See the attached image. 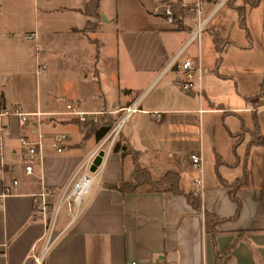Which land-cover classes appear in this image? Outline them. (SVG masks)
Instances as JSON below:
<instances>
[{"label": "crops", "instance_id": "0c3cea01", "mask_svg": "<svg viewBox=\"0 0 264 264\" xmlns=\"http://www.w3.org/2000/svg\"><path fill=\"white\" fill-rule=\"evenodd\" d=\"M85 1L20 0L19 11L12 15L0 2V106L39 112L32 113L24 125L16 115L7 118L0 156V264H33L34 255H41L42 264H128L132 260L216 264L215 250L225 249V264H264V171L256 177L250 170L252 148L264 146V108L247 107L264 98V65L257 78L253 70L254 63L264 62V0H234L232 5L202 0L205 12L215 9L214 13L199 39L190 41L168 67L194 27V10L175 4L176 19L169 22L152 11L163 0H99L100 15L93 19L92 29H86ZM186 1L192 5L195 0ZM239 7L244 8V25ZM34 31L37 50L34 41L24 36ZM214 52L219 53L220 64L226 54L231 57L233 69L216 71ZM184 55L203 67L201 95L178 86L183 73L178 61ZM36 58L45 64L38 72ZM243 64L250 67L251 89L238 79ZM167 71L171 74L155 87ZM227 73L233 75L236 91L216 98L212 87L224 86ZM70 102L80 110L97 111L98 119L80 121L66 112L65 104ZM132 102L137 109L124 118L99 184L83 195V205L73 219L74 205L70 210L66 204L58 207L66 206L64 215L48 236L52 222L48 227L47 221L62 188L77 175L78 165L105 137L122 108ZM239 110L255 114L257 124L250 128L242 118L245 127L238 128L228 115L223 117ZM208 112H221L223 117L220 128L211 134V150L202 142L192 146L191 120L194 116L202 126ZM109 120L113 122L98 138ZM55 132L65 136L59 150L52 145ZM20 136L40 141L39 147L34 144V155L27 153L30 144L23 145ZM243 137L248 139L241 156L237 145ZM194 152L202 156L200 194H194L195 173L190 168ZM25 164L31 165L30 172ZM134 164L147 169L151 177L166 169L178 171L183 192L137 182ZM237 179L240 210L233 216L236 203L229 189ZM119 180L129 181L133 189L122 192L110 185ZM42 190L47 193L46 219L34 213ZM190 193L200 198L199 207L187 200ZM204 211L221 218L212 236L204 224Z\"/></svg>", "mask_w": 264, "mask_h": 264}, {"label": "built area", "instance_id": "2783aa9c", "mask_svg": "<svg viewBox=\"0 0 264 264\" xmlns=\"http://www.w3.org/2000/svg\"><path fill=\"white\" fill-rule=\"evenodd\" d=\"M176 4L186 8L187 10H194L195 17H194V27L191 30V33L189 37L186 39V42L183 44V46L175 53V57L167 64L166 67L172 65L178 58L180 53L183 51L184 47L193 39L198 40L203 29L205 26V23L207 20L211 17V15L214 13V10H210L208 12H205L202 6V0H195L192 5H190L186 0H172ZM155 13H161L165 16L166 20L169 22H173V10L171 7L170 2L161 1L157 5H155L152 9ZM24 36L26 38L32 39L34 41L35 49H38L37 45V35L36 32H28L25 33ZM36 61V72L41 71L45 68V64L42 63V61L35 59ZM178 65L183 71L181 77L178 79L177 83L178 86L184 90V91H192L194 90L195 93L198 95H201V79L203 74V67L201 66L200 61H194L192 56L184 55L179 61ZM262 100L257 102L256 104L249 106L251 110L255 108H264V98H261ZM65 106L67 107L68 113H73L77 115L78 119L80 121H85L86 119L91 120H97L98 119V112L92 111V110H80L76 108L75 105H73L71 102L66 103ZM137 109V105L132 102L129 105H126L122 108L123 112L121 115L116 118L115 123L110 127V129L105 134V137L101 139V141L98 142V144L91 150V152L87 155L85 159L78 165V171L77 175L72 177L70 180L67 181V183L62 188L59 199L57 201V205L54 208V216L56 214V211L58 207L61 204H66L67 208L70 210L71 207L74 205L75 209L73 211L72 218L75 217L79 210L81 209L83 205V195L88 193V191L92 190L97 184H99V180L102 174V170L104 168L103 164L104 161L111 151V147L113 142L115 141L117 137V133L124 121V118L131 114L133 110ZM33 112L30 111H22L19 107H2L0 106V156L3 154V148H4V135L8 131L9 123L7 122V118L9 115H16L17 122H19L20 125H24L28 121V117ZM154 115H158V111H153ZM33 114H39V112H34ZM20 141L23 145L30 144L26 148V151L29 155H34L36 152V148L34 146L37 145L40 146V141L33 142L26 138V136H20ZM65 138L64 134L61 132H55L52 135V145L56 147L57 150L61 148V141ZM33 143V144H32ZM32 144V145H31ZM102 152L100 155V160L97 164H95L94 168L91 169V163H92V157L99 152ZM95 155V156H96ZM190 163H191V170L195 173V176L193 179L194 184V194L198 193L200 194L204 187V179L202 178L203 174V163H202V156L198 152H194L190 155ZM25 171L30 172L31 171V165L25 164L24 166ZM12 182L15 183L16 180L13 178ZM6 191H8V188H6ZM46 191L42 190L38 193V200H36L34 205V213L43 218L46 219L45 212L48 209L47 199L45 198ZM54 219V217H53ZM52 219V220H53ZM48 231V236L51 234V226ZM33 264H42L41 255H34L33 256ZM128 264H138L136 261H130ZM157 264H176L175 261H169V262H158Z\"/></svg>", "mask_w": 264, "mask_h": 264}, {"label": "rangeland", "instance_id": "374dc122", "mask_svg": "<svg viewBox=\"0 0 264 264\" xmlns=\"http://www.w3.org/2000/svg\"><path fill=\"white\" fill-rule=\"evenodd\" d=\"M0 2L3 4V7L7 10V15H12V11H19V5H18V2H20V0H0ZM3 8V10H4ZM223 19H224V16H223ZM225 21V20H224ZM227 33V29H226V32L225 34ZM223 35V33L221 34ZM231 36H234L233 34V31L230 32ZM256 45V44H255ZM253 46L254 47V50H256L257 48L260 47V45L258 44L257 46ZM213 54V53H212ZM215 57L213 58V61L216 60V66L214 67V69L218 70L219 72H222V71H231L233 69V63H234V60L231 58V57H228V55L226 54L220 64V55L218 52H214ZM260 56V55H259ZM261 57V56H260ZM255 58H257V56H255ZM263 65H264V62L262 61V64H259V63H254V66H253V70H254V77L258 76V73L259 71L262 70L263 68ZM210 67V66H209ZM211 69V67H210ZM239 71H240V74H238V79L241 82H243V85H247V88L248 89H251L253 87V81H251V72H247V69H250V67H246L244 64H243V67H238ZM259 69V70H258ZM216 70V71H217ZM210 71V70H208ZM168 73L166 75H164L161 80L155 85V87H157L158 85L161 84V82L163 80L166 79L167 75L171 74L170 71H167ZM228 74V78L225 82H227L226 84H224V86L222 85H213V91H212V94L214 95V97L216 98H221L223 99V97H228L229 93L231 92V90H235V85H234V77L233 75H230L229 73ZM256 80H254V84L256 83ZM154 84V83H153ZM241 85V84H240ZM226 90V93L224 92V89ZM236 91V90H235ZM254 97H257V96H254ZM251 106L250 104L247 106L249 107ZM253 110V109H252ZM260 111V110H257V112ZM262 114H264V112H261ZM240 114V115H239ZM259 114V112H258ZM204 117L205 118H208V121L206 122L204 120L202 126H200V124H198V120L197 118H195L193 116L191 122H192V132H193V136H192V146H196L199 144V142H202L203 143V146L205 147V149L207 150H211V148L209 147V142H210V137H211V134L213 132V129H215V132L220 128L219 126V120L222 119L224 116L226 117V115H228V119L230 121V123L233 125V126H236L238 128H243L245 127V124H244V120L242 118H245V121H246V124L248 125V127L250 128H253L254 127V122H256L257 124V118H256V115L255 114H251L249 111H242V110H239V111H235L233 113L229 112L225 115H223L222 117V113L221 112H208L207 114L204 113ZM244 116V117H243ZM214 133V132H213ZM250 136V135H249ZM248 136V137H249ZM248 138H244L240 141V143L237 145V151H238V154L239 155H243L244 152H245V149H246V141H247ZM264 149V146L262 145H255L254 148H252V151L250 153V170H251V174L256 176V177H259L260 175L263 174V171H264V153H262V150ZM211 152V151H210ZM255 161V163H254ZM153 178H157V177H153ZM146 187H152L151 184H146L145 185ZM66 209V206L65 205H62L58 211L56 212V215H55V218L52 220V213H53V210L52 212L50 213L51 216H50V219L47 221V226L49 227L50 223H51V228L54 226V229L57 228L58 226V223H59V220L61 219L62 215H64L63 211ZM56 221V223H55ZM49 230V229H48Z\"/></svg>", "mask_w": 264, "mask_h": 264}, {"label": "trees", "instance_id": "16d2710c", "mask_svg": "<svg viewBox=\"0 0 264 264\" xmlns=\"http://www.w3.org/2000/svg\"><path fill=\"white\" fill-rule=\"evenodd\" d=\"M98 1L99 0H86L84 3L83 10L88 15V20L86 21V24L84 26V28L86 29H92L93 24H94L93 19H97V17H99L100 15V13H98L97 11ZM245 1H247L248 3H256L258 0H245ZM165 2H170V1L166 0ZM225 2L227 4L232 5L234 0H225ZM170 3H171L172 10H173V20H175L176 15L174 13L173 8L176 3L175 2H170ZM238 11H239L240 23L244 25L243 23L244 8L239 7ZM112 122H113L112 120H109L108 125H104L101 128V132L98 138L101 137V134L105 132V130L108 128V126ZM250 142H253V140H251ZM116 148H117V145L114 146V149ZM122 152L124 151L122 150ZM134 165L135 167L133 171V179L136 180L137 182H145L147 184H151L152 187L150 188H153V189H158V190L167 189L175 193L183 192L182 188L179 186V172L178 171L174 169H166L160 176H158L157 178H153L148 174L147 169L137 164H134ZM239 184H240V179L234 180L232 181V183H230L231 188L229 189V193L236 203V206H235L236 209H235V213L233 216H236L240 210L239 208L240 200L235 192ZM110 185L116 186L117 189L121 190L122 192L127 189H133L132 187H130L131 183L126 180H119L118 183H110ZM199 199L200 198L197 195H193L191 193L187 194V200L195 208L199 207ZM220 220L221 218L218 217L216 214L212 212L209 213V212L204 211V224L211 236L215 233V225ZM226 250L228 251V249H225L224 251L215 250V254L217 258L216 264H225V262L222 261V258L225 256L226 257L225 259H228V254H227L228 252Z\"/></svg>", "mask_w": 264, "mask_h": 264}, {"label": "water", "instance_id": "95a60500", "mask_svg": "<svg viewBox=\"0 0 264 264\" xmlns=\"http://www.w3.org/2000/svg\"><path fill=\"white\" fill-rule=\"evenodd\" d=\"M163 1H165V0H163ZM192 93H194L193 91H191L190 92V94H192ZM102 154V152L100 151L96 156H95V158L92 160V163H91V169H93L95 166V164H97L98 162H99V160H100V155Z\"/></svg>", "mask_w": 264, "mask_h": 264}]
</instances>
